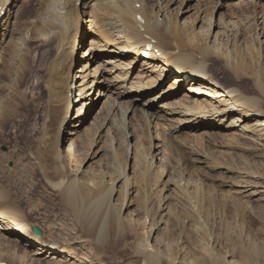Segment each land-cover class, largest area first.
<instances>
[{
    "label": "rangeland",
    "instance_id": "1",
    "mask_svg": "<svg viewBox=\"0 0 264 264\" xmlns=\"http://www.w3.org/2000/svg\"><path fill=\"white\" fill-rule=\"evenodd\" d=\"M38 1L39 0H18L13 4L14 7L12 6V12L8 13L9 15L7 14V16L10 17V24L8 23V25L4 26V22H0V105L3 104L5 100L9 99V97H12L8 105L11 106L12 112L13 110L16 112V122L11 123L10 119L4 122V124H6L5 130H7L8 135H1L2 139L0 138V184L6 185L10 181L16 182L20 176L19 172L33 174V176H27V182H25L23 186L17 188L12 184L10 187L14 197L22 198L23 201H25L23 207L27 211L31 208L32 204L35 203L34 205H36L40 200L44 201L43 209L38 214L33 215L29 224L41 229L44 238L49 242H54V244L61 242L65 236L56 230H54L53 233L51 232L52 220L60 224L62 223L61 221H63V223L68 225V229L72 231V233H69V238L66 237V239L70 240L65 246L68 253H64L58 257H52L50 253L48 255L41 254L40 251H38L39 249L35 247L27 246L28 248L24 250L22 245H24L25 242L19 239L16 233L6 230L0 221V253L3 255V257L0 255V264H124V261L132 256L130 251L128 252V250H126V252L119 254L115 247L109 249L106 247L108 245L111 246L113 243H108V245L102 246L103 248H101L100 245L99 249L96 246L97 243L92 245L85 242L86 240L84 239H77L76 232L72 230L73 223L70 221V218H66L64 207L59 204L57 197H55V195H49V197H47L50 190L46 183L42 181L36 166L34 153H36L38 149L50 151L54 147V139L59 124V118L63 116L62 108L60 109L62 110L60 114L58 110L53 111L51 109L49 94L47 93V89L44 88L46 85L45 72L38 73L36 71V68L42 64V54L46 51L40 41H30L31 31L33 32L34 29L33 26L31 27V24L35 21V16L39 7ZM97 2L98 0H82L78 6L79 12L83 15L81 16L80 31L73 55L74 62H72L73 66H71L72 79L70 82L74 79V86L72 87L74 95L71 97L69 119L63 123L59 141L61 155L66 157L65 164L68 165L69 172L75 175L77 166V164L72 163V160L67 157V152L70 150L72 140L74 146L77 140H85L86 142L93 141L92 146H90L91 152L89 157L79 168L77 176L81 178H83L87 170L92 168L100 169L101 166L102 170L106 169L105 172H112L114 171L117 161H124L127 168V176L131 181L138 182L139 185L140 182L144 184V188L150 199L148 207L154 215L152 222L154 226L157 227V230H155V227H151L150 219L146 217V211L143 205L148 202V198L145 196L143 200L141 193L131 196L132 205L128 210L124 208L123 216L124 218H131L137 225H143L145 227L144 232L139 231L140 234H145V232L150 231L151 239L149 240V245H154L155 248L160 251H163V248L157 240L159 234L164 233V224L169 222L167 226L168 230L173 229L174 226L172 224L173 222L171 223L170 213L183 209L179 204L184 199L182 198L180 200L174 197V183H170L169 178L170 180L176 178L182 179L180 185L186 186L189 192H192L195 185L205 190L214 188V194L218 192L221 196L224 195L228 198L237 199L239 202L245 205L247 203L252 207V212L246 214L245 220L250 224V231L255 235L254 239L258 247L261 248L260 251L262 250L261 252L264 253V234H262V229L259 228L264 226V221L262 222L261 220L264 219V198L259 194H253V191L250 192L252 193L250 194L244 190L247 187L253 190L258 189V191L261 192L264 191V188H260L259 186L256 187V185L253 184V182L256 181L254 178H248V186L246 184L243 186L239 185L237 175L227 172L224 167L227 166L226 161L222 158V156L230 155V149H233L234 151H232L233 154L231 153V156H234L235 159H237L238 156H242L249 164L264 163L263 138L261 139L257 134L255 135V133L245 130V126L249 124L253 125V128L258 126V124L254 125L253 121H246L245 119L239 118L244 115L246 111H243V109H236L237 111H232V114H229L228 117L223 119V113L225 114V112L229 111L228 108H225L227 103L223 101L225 100L223 92L237 91L245 96L249 95L250 97H255V94L252 93V90L246 89L249 85L246 86V83H244L245 81H239L241 77H239V79H233L230 74H226L225 77L222 73L216 71V69L221 70L226 68L225 66H227L228 69V66L231 67V65L236 62L235 46L244 53H250L251 50H253L254 53L255 50H257L258 54L256 55H258L259 58L258 62L261 61L264 63V0H184L177 14L176 12L179 8L180 0H175V2L171 4L172 6L169 5L168 9L172 13L163 12L160 14V18L168 22L171 20V17H173L172 15H176L174 18L176 23L186 31H189V36H191V34H196V36L200 37L206 33L205 30L208 31L205 44L209 52H212L214 58L217 56V61L212 66L214 70L208 73L209 81L199 85L198 83L192 84V81L181 84V81L176 80L179 82L176 85L178 88L174 92V97H176L177 100L185 98L187 103H193L194 101L195 103L200 102L204 106L210 107V111L214 108V110H217L212 112L215 119L209 116L211 115L210 113L206 119L204 118L203 122H200V119H198V121H194L193 119L192 121H187L186 119L190 117L187 118V116H184L185 114L181 113L175 114L174 112L165 114L163 111L166 110L167 103L173 100L176 101L175 98H169L170 100L167 98H160L154 101L152 100V103L149 102L146 105L145 103L150 101V97L154 99L157 94L161 95L162 91H167L169 88L168 83L175 78V76H168V78L162 80L161 84L157 82L155 87L156 91L145 98L142 104L139 102L130 104L128 108L129 112L127 111L122 118V122L124 121L123 123L125 124L127 138L124 141L120 135H116L111 150L107 145V136L103 134L98 137V124L105 120L108 113L105 103L112 101L111 99L113 96H111V94H113V88L116 87H119L120 90L126 92V94L128 91L134 94L135 91H132L134 90L132 88L133 86H137L134 85L135 79L138 76H148L150 72L145 69L146 66H143V57L138 58L131 63L130 66L128 65V67L122 68L125 69L124 71L128 70L127 74L129 73V76L124 85V89H121L122 80L116 79L119 76L120 69L113 68L115 60H113V57L109 56V52L112 50H107L106 53L103 48H99L102 42L98 40L99 34L89 21L90 17L88 14H90L92 7ZM139 6L140 4H137V8H139ZM255 6L257 8H255ZM207 14H209L208 18ZM17 19H20L25 26L22 32L12 33L15 29L14 25ZM26 28H30L28 31V33L30 32L29 35L26 34ZM10 31L11 33H9ZM114 34L115 36L118 35L115 32ZM26 40L30 41L29 43L33 46H31L33 50L26 56L28 57L26 61H30L31 68L30 73L25 75V71L23 69L20 70V65L22 64H19V62L14 59L16 56L9 57L8 55L5 60L6 62L2 58L5 52L4 48L9 42L14 45L17 44L21 51L24 48L25 42L27 43ZM110 45L112 46V44L107 45L108 49H112ZM124 56V59L120 61L127 62L135 57L131 55V53L130 55L126 53ZM256 57L257 56H255V58ZM10 64L13 65V67L10 66L13 71L9 73L7 69L9 67L6 66ZM208 65L209 62L206 63V68ZM85 75H88L86 79ZM91 79H94L93 84L91 83ZM41 81H43V83L45 81V83L42 84ZM87 83L88 89L81 92V89H83ZM198 87L200 88L199 91L203 93H191L190 88ZM90 89L91 91H88ZM229 145L235 147L233 148ZM199 146H202L203 151H206V153L210 155L203 153L205 155L199 154V157L196 156L195 153L198 152ZM241 150L245 154H243ZM95 152L96 155H91ZM200 152L199 150L198 153ZM83 153L84 151L81 152V154ZM151 159L152 167L149 172H145L144 170L146 169H144V167L146 164L148 167ZM145 160L147 161L145 162ZM203 161H213L212 163L223 166L218 168V165L216 167L218 169H215V167L207 168ZM82 172L84 173L82 174ZM108 180L109 177L106 176L105 181ZM32 183H35L36 186L34 191L30 193L29 190ZM234 185H236V187L239 186V188L233 187ZM120 186L121 184L116 186V192L112 199V203L118 208L121 206L119 196L121 192ZM28 198L32 199L28 200ZM161 200L164 204L160 211L158 204ZM223 202L227 203L228 209L231 208L229 201ZM189 205L191 204L189 203ZM192 206L193 205L190 207L192 208ZM184 212L185 211H183V213ZM257 212L263 213L259 214ZM254 214H257L259 218L256 219ZM216 217L219 216H214L215 219ZM198 219L199 222L205 223V221H202L203 218L201 215L198 216ZM184 224L186 227L190 226L189 228H191L189 220H185ZM203 226L204 228L206 226L207 232L211 230L209 224H203ZM220 233L221 230L219 231L218 228H214L213 231H211V239L214 236L217 239ZM176 235L178 236V233L176 234L175 232L173 235L174 239H176ZM228 235L230 236L229 232ZM184 241L185 240L179 237L176 243L178 248L186 252L190 247L188 248V246L184 244ZM196 241L197 239L192 241V246L198 248V243ZM109 242H111V240ZM227 242L228 241L218 242L220 250L222 247V249H224L222 251L227 252L229 248L232 247L233 250H230L233 252V255L236 256L235 258L243 255L246 244H238L234 240L232 244ZM174 243L175 242L168 243V245L173 246ZM136 244L138 246V243ZM140 245L141 247L138 248L142 249V243ZM25 252L28 258L24 259V261L20 258L25 256ZM69 252L74 253V255L78 257L73 259V254ZM66 255L70 256L68 261H66ZM164 255L167 256V254ZM177 263L178 261L176 264Z\"/></svg>",
    "mask_w": 264,
    "mask_h": 264
},
{
    "label": "bare ground",
    "instance_id": "2",
    "mask_svg": "<svg viewBox=\"0 0 264 264\" xmlns=\"http://www.w3.org/2000/svg\"><path fill=\"white\" fill-rule=\"evenodd\" d=\"M17 1L18 0H0V20L2 23L4 22V26L8 25L10 17L7 16V14L12 12L14 7L13 4ZM81 1L82 0H39L35 21L31 24V27L33 26L34 29L33 32L31 31L30 41H40L41 45L45 47L46 50L42 54V64L36 68V71L38 73L45 72L46 74V79L44 77L46 80V83L45 81L44 83L46 85L43 86L47 89V93L49 94L51 109L53 111L58 110L59 114L63 110V116L61 114L62 117L60 116L61 118H59V124L54 139V147L50 151L38 149V151L34 153L36 166L42 181L46 183L50 190L47 197H49V195H55V197H57L59 204L64 207L66 218H70V221L73 223L72 230L76 232L77 239H84L86 240L85 242L92 245L97 243L96 246L98 248L100 245L101 248H103L108 245V243H113L111 246L108 245L106 247H108V249L115 247L119 254L126 252V250H128V252L130 251L132 256L130 255L131 257L124 261L126 264H176L177 261V264H264V253L261 252L262 250L260 251L261 248L258 247L254 239L255 235L250 231V224L245 220L246 214H249V212L253 210L246 202L245 205L237 199L228 198L224 195L223 197L220 193L218 194V192L214 194V188L205 190L195 185L192 192H189L186 186L180 185L182 179L176 178L170 180L169 178L170 183H174V197L180 200L182 198L184 199L179 204L183 209L170 213L171 223L173 222L172 224L174 226L173 229L168 230L167 226L169 222L164 224V233L159 234L157 240L163 248V251H160L156 249L154 245H149V240L151 239L150 231L145 232L146 235L140 234L139 231L144 232L145 227L143 225H137L131 218H124L123 216L124 208L128 210L132 205L131 196L141 193L143 200L145 196L148 198V202L143 205V208L146 211V217L150 219L151 227H155L152 222L154 215L148 207L150 199L144 188V184L140 182L139 185L138 182L131 181L127 176V168L124 161H117L114 171L112 172H105L106 169L102 170L101 166L100 169L92 168L87 170L86 173L82 172V174L84 173L85 175L81 178L77 176L79 168L89 157L91 152L90 146H92L93 141L86 142L85 140H77L74 146L72 140L70 150L67 152V157L72 160V163L77 164V166L75 175L69 172L68 165L65 164L66 157L61 155L59 141L63 123L69 119L71 97L74 95L72 90L74 79L70 82L72 79L71 66H73L72 62H74L73 55L80 31L81 16L83 15L78 10ZM183 1L184 0H180L176 14L180 11ZM174 2L175 0H98L92 7L90 14H88L90 23L99 34L98 40L102 42L99 48H103L106 53L107 50H112L109 52V56L113 57V60H115L113 68L120 69L119 76L116 79L122 80L121 89H124V85L129 76V73L127 74L128 70L124 71L125 69L122 68L128 67V65L130 66V64L138 58L143 56V66H146L145 69L150 72L148 76H138V83L135 82L134 85L137 84L140 86H133L132 89L134 90L132 91H135L134 94H132L131 91H128L126 94V92H122L119 87L115 86L116 88H113L114 91L113 94H111V96H113L111 99L112 101L105 103L108 113L105 120L98 124V137L103 134L107 136L106 141L110 150L112 149L114 137L116 135H120L124 141L126 140V128L123 123L124 121L122 122L123 115L127 113V111L129 112L128 108L130 104L135 102L142 104L143 100L152 94L144 90L153 89L157 82L161 84L162 80H165L168 76H175L174 80L168 83L169 88L167 91H162L161 95L157 94L154 99L150 97V101L144 103L147 105L149 102L152 103V100L154 101L160 98L176 99V97H174V91L177 90L178 87H176V85L179 81H181V84L192 81V84L198 83L200 85L201 83L203 84V82L209 81L208 73L214 70L212 66L217 61V56L214 58L212 52H209L205 44L208 31L205 30L206 33L200 37L196 36V34H191V36H189L190 32L176 23L174 19L176 15H172L173 17H171V20L168 22L160 18V14L163 12L172 13L168 7ZM137 4H140V8L136 7ZM255 8L257 7L255 6ZM208 16L209 14H207V18ZM139 17L141 18L139 19ZM24 26L25 24L22 23L20 19H17L14 25L15 29L12 33L22 32ZM29 30L30 28H26L27 35L30 33H28ZM114 32L118 35L115 36ZM9 33H11V31ZM30 41H27V43L25 42L24 48L21 51L17 44L14 45L9 42L4 48L5 52L2 58L5 61L8 55L9 57L16 56L14 59H16L19 64H22L20 65V70L23 69L25 75L30 73L31 68L30 61H26L28 58L26 56L33 50V46L29 43ZM109 44H112V46L110 45L112 49L107 48ZM235 48L236 62H234L231 67L228 66V69L227 66H225L226 68L221 70L216 69V71L222 73L225 77L226 74H230L233 79H239V77H241L239 81H245L244 83H246V86L249 85L246 89L252 90L255 97H250L249 95L245 96L237 91L223 92L225 97L223 101L227 103L225 108L229 109L228 112H225V114L223 113V119L228 117L229 114H232V111L243 109L246 113L239 118L245 119L246 121H253L254 125L258 124L255 128H253V125L249 124L245 126V130L251 131L255 133V135L257 134L261 139L263 138L264 141V63L261 61L258 62L259 58L258 55H256L258 54L257 50H255L254 53L253 50H251L250 53H244L240 51L238 47L235 46ZM126 53H128V55L131 53V55L135 57L127 62L120 61L124 59ZM146 54L149 55L148 59L145 57ZM255 56L257 57L255 58ZM207 62H209V65L206 68ZM10 66L13 67L11 64L6 66L9 67L7 68L9 73L13 71ZM87 77L88 75L85 79ZM143 78L145 79L143 80ZM176 80L179 81L177 82ZM93 82L94 79L91 83L93 84ZM41 83L44 84L43 81H41ZM20 85L23 86L22 84ZM87 85L88 83L81 89V92L88 89ZM91 89L88 91H91ZM199 89V87L190 88V91L191 93L202 92L199 91ZM15 91L17 92L16 89ZM10 99H12V97H9V99L5 100L3 104L0 105L1 139V135H8L7 130H5L6 124H4V122L8 119H10L11 123L16 122V112H14V110L12 112L11 106L8 105ZM61 108L62 110H60ZM209 108L210 107L204 106L200 102L195 103L194 101L193 103H187L184 98L167 103V108L163 112L165 114L174 112L175 114L181 113L185 114L184 116H187V118L190 117L186 119L187 121H192V119L198 121V119H200V122H203L204 118L206 119L209 113L211 114L209 116L215 119L212 112L217 110L213 108V110L210 111ZM199 150L201 151L200 153H198ZM82 151H84L83 154H81ZM230 151L233 154L232 151L234 150L230 149ZM198 152L195 153L196 156L203 153L207 154L206 151H203L202 146L198 147ZM231 153L230 155L222 156L227 165L224 167L227 172L237 175L239 185H247L248 178H254L256 181L253 182V184L256 185V187L259 186L260 188H264V163L249 164L244 157L234 154L238 156L237 159H235L234 156H231ZM93 154L96 155V152L91 155ZM146 161L147 160H145V162ZM204 161L203 163L207 168L215 167V169H218L223 166L212 163L213 161ZM151 165L152 159L148 167L147 164L145 167L143 166L144 169H146L144 171L149 172L152 167ZM218 165L219 167L216 168ZM19 174L20 176L16 182L10 181L6 185L0 184V221L3 227L6 230L16 233L19 239L25 242V244L22 245L24 250L28 248L27 246L35 247L39 249L38 251H40L41 254L48 255L50 253L52 257H58L64 253H68L65 246L70 240L66 239V237L69 238V233H72V231L68 229V225L63 223V221H61V224L54 220L51 222V232L53 233V231L56 230L65 236L61 242H57L58 244L49 242L44 236H37L32 232L31 229L34 225L29 224V221L34 214H38L43 209L44 201L40 200L36 205H34L35 203L32 204L28 211L23 207L25 201H23L22 198L14 197L10 187L12 184L17 188L23 186L24 183L27 182V176H33V174L22 172H19ZM106 176L109 177L108 181H105ZM119 184H121V192L119 193L121 206L118 208L112 203V199L116 192V186ZM35 186V183L31 184L30 193L34 191ZM233 187H236V185ZM236 188H239V186ZM244 190L247 193L253 191V194H259L264 198V191L260 192L258 189L253 190L247 187ZM29 199L32 198H28V200ZM223 201H229L231 208L228 209L227 203ZM189 203L193 205L192 208ZM163 204L162 200L161 202L159 201L158 208L160 211L162 210ZM183 211L185 212L183 213ZM257 213L262 214L263 212ZM199 215L202 216L204 219H202V221H205V223L199 222ZM254 215L256 219L259 218L257 214ZM214 216L219 217L215 219ZM185 220H189L191 228H189V225V227L185 226ZM261 220L262 222L264 221V219ZM203 224H209L211 230L207 232L206 226L204 228ZM214 228H218L219 231L221 230L217 239L215 236L211 239V231H213ZM259 228L262 229V234H264V226ZM155 230H157V227H155ZM175 232L176 234L178 233L176 239L173 238ZM179 237L185 240L184 244H186L188 248L190 247L186 252L177 246L176 242ZM193 238L195 240L197 239L198 248L192 246V241H195ZM110 240L111 242H109ZM233 240L238 244H246L241 257L235 258L236 256H234L231 251L233 250L232 247L229 248L227 252L222 251L224 250L222 247L221 250L218 247V242L228 241L227 243L232 244ZM173 242H175L173 246L168 245V243ZM136 243H138V246ZM141 243L144 247V249L142 247L143 250L138 248L141 247ZM71 254L74 256L73 259L78 257L74 255V253ZM164 254H167V256ZM1 256L3 257V255ZM65 257L67 258L66 261L70 259V256L66 255ZM26 258H28V256L25 252V256L20 259L24 260Z\"/></svg>",
    "mask_w": 264,
    "mask_h": 264
},
{
    "label": "water",
    "instance_id": "3",
    "mask_svg": "<svg viewBox=\"0 0 264 264\" xmlns=\"http://www.w3.org/2000/svg\"><path fill=\"white\" fill-rule=\"evenodd\" d=\"M33 232L36 234V235H39V236H41L43 233H42V231L39 229V228H37V227H34L33 228Z\"/></svg>",
    "mask_w": 264,
    "mask_h": 264
}]
</instances>
